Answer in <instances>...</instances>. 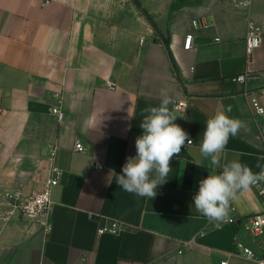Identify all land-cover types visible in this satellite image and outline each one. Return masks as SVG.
Instances as JSON below:
<instances>
[{
  "label": "crops",
  "instance_id": "1",
  "mask_svg": "<svg viewBox=\"0 0 264 264\" xmlns=\"http://www.w3.org/2000/svg\"><path fill=\"white\" fill-rule=\"evenodd\" d=\"M0 0V264H259L263 211L253 189L232 202L237 222H210L194 206L199 182L233 160L254 173L264 165V0ZM197 25L194 26L193 22ZM263 29L251 61L249 25ZM193 46L185 49L186 36ZM166 42L168 44H166ZM248 72L245 83L233 79ZM172 97L175 124L193 143L170 160L171 172L150 199L126 192L122 175L135 157L144 109ZM187 101L185 110L175 108ZM65 112L59 121L53 109ZM244 122L212 165L200 151L206 121L223 106ZM80 140L87 151L75 150ZM57 147L55 157L51 156ZM103 165V170L97 166ZM53 166L50 230L14 209ZM231 215V214H230ZM113 220L118 234H99ZM255 256L249 258L244 249Z\"/></svg>",
  "mask_w": 264,
  "mask_h": 264
},
{
  "label": "clouds",
  "instance_id": "2",
  "mask_svg": "<svg viewBox=\"0 0 264 264\" xmlns=\"http://www.w3.org/2000/svg\"><path fill=\"white\" fill-rule=\"evenodd\" d=\"M160 105L144 109L140 127L143 135L135 141L136 156L128 157L122 167V175L110 170L118 185L129 193L141 197L154 198L158 185L166 182L172 171L170 160L181 153L182 147L193 143L189 134L175 124L176 117L170 110L172 97L167 89L160 90ZM221 106L215 115L206 121V130L200 146L201 154L211 159V164H220L218 154L221 153L230 136H236L244 128V122L229 117L231 112ZM259 173H254L249 166L239 160L224 165L218 175H208L199 182V191L194 195L196 210L210 222H227L230 219L231 204L239 198V194L248 192L252 186L264 183V165L259 162ZM259 264H264L260 261Z\"/></svg>",
  "mask_w": 264,
  "mask_h": 264
},
{
  "label": "built area",
  "instance_id": "3",
  "mask_svg": "<svg viewBox=\"0 0 264 264\" xmlns=\"http://www.w3.org/2000/svg\"><path fill=\"white\" fill-rule=\"evenodd\" d=\"M251 0L246 1H238L236 5L242 8H250ZM194 26L197 25L196 21L193 22ZM263 37V29L255 23H251L248 28L247 36H246V53L248 60L251 61L253 58L254 51L259 48L262 44ZM193 34H188L186 36V44L185 49H190L193 46ZM249 77L248 72L239 74L233 80L239 83H245L247 78ZM244 95L247 99L251 101V105L256 116L264 114V107L261 105L259 100L255 97L253 93H250L248 90H244ZM188 106L187 101L177 102L175 104V108L178 110H185ZM53 112L58 116L59 121H63L65 118V112L61 108L60 105L56 106L53 109ZM193 141V140H192ZM191 145V144H190ZM187 142L183 148H187ZM57 147L55 146L51 156L55 157L57 153ZM75 150L81 153H85L87 151L86 147L80 140H76L75 142ZM98 170H103V165L97 166ZM52 172H54V176L52 175L48 178L44 184L43 189L36 195L29 198H21L19 196L9 195V199L15 200L13 203L14 209L19 211L24 217H29L33 219H38L47 230H50L51 224V210H52V190L55 186H57L60 182L61 170L56 166H53ZM259 173V172H258ZM253 191L259 198L262 203L263 211L261 213L253 214L249 216L251 230L253 234L259 235L264 230V183H259L258 185L252 186ZM236 212L235 207L231 204L230 209V219L227 222L222 223H234L237 222V219L234 217ZM221 224V223H220ZM124 228L123 222L119 220H113L108 226L101 227L98 230L99 234H118ZM244 254L249 258H254V252L249 249H244ZM264 261V260H262ZM222 264H227V262H222Z\"/></svg>",
  "mask_w": 264,
  "mask_h": 264
},
{
  "label": "trees",
  "instance_id": "4",
  "mask_svg": "<svg viewBox=\"0 0 264 264\" xmlns=\"http://www.w3.org/2000/svg\"><path fill=\"white\" fill-rule=\"evenodd\" d=\"M133 2L137 5V7L147 16V18L153 23L152 18L149 16V14L142 8V5L140 3V0H133ZM154 24V23H153ZM166 44H168L166 42Z\"/></svg>",
  "mask_w": 264,
  "mask_h": 264
},
{
  "label": "rangeland",
  "instance_id": "5",
  "mask_svg": "<svg viewBox=\"0 0 264 264\" xmlns=\"http://www.w3.org/2000/svg\"><path fill=\"white\" fill-rule=\"evenodd\" d=\"M143 13V12H142ZM153 21V20H152ZM151 22V21H150ZM154 22V21H153ZM152 23V22H151ZM153 24V23H152ZM154 25V24H153Z\"/></svg>",
  "mask_w": 264,
  "mask_h": 264
}]
</instances>
